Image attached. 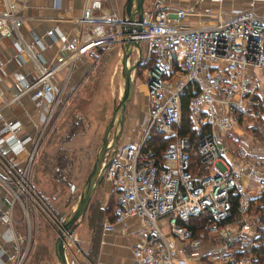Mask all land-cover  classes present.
<instances>
[{"label":"built area","instance_id":"1","mask_svg":"<svg viewBox=\"0 0 264 264\" xmlns=\"http://www.w3.org/2000/svg\"><path fill=\"white\" fill-rule=\"evenodd\" d=\"M89 1H83L78 20L105 22L108 29L89 41L69 42L77 53L113 41L104 37L118 30L120 15L111 11L95 16ZM193 10L155 0L142 19L135 21L141 29L131 37L140 40V58L147 61L141 71L148 107L139 123L138 140L117 144L103 157V177L114 203L101 227L136 233L129 264H261L253 251L260 216L252 208L255 195L250 182L263 184L264 148L253 151L242 142L232 146L226 134L247 114L242 112L245 108L264 100V14L254 7L218 9L211 20L189 24L185 18ZM20 23L14 0H0V35L13 37L18 56L31 63L35 74L12 97L31 90V96L46 108L27 149L19 134L21 122L5 119L0 112V182L10 191L11 202L19 201L25 209L22 196L26 201L32 193L31 163L61 100L64 82L55 86L52 78L64 56L45 65L39 52L24 40ZM72 60H67V70ZM187 86L192 91L189 115L197 128L206 126L195 140L178 129L181 93ZM257 115L264 117V105ZM153 130L167 137L155 153L146 146ZM23 151V163L17 165ZM11 206L0 212L6 223ZM195 216L201 223L190 220ZM27 247L24 243L9 252V264H24Z\"/></svg>","mask_w":264,"mask_h":264},{"label":"crops","instance_id":"2","mask_svg":"<svg viewBox=\"0 0 264 264\" xmlns=\"http://www.w3.org/2000/svg\"><path fill=\"white\" fill-rule=\"evenodd\" d=\"M83 1L14 0V4L16 13L21 18L20 32L24 40L31 43L32 48L39 52L43 63L50 65L56 61L58 56H64V63L52 78L55 86H61L64 82L61 100L56 105L54 112H75L76 114H73L75 117L84 119L83 112H107L108 110L107 107L106 110L103 107L102 93H89L88 87L92 86V73L96 70V66L102 62L105 44L109 42L95 45L88 51L80 53L69 48V42H86L91 37L108 29V24L105 22H80L78 20ZM123 1L90 0L89 2L91 12L95 16L101 17L111 11L120 15ZM154 1H143L146 11L153 7ZM160 2L171 8L177 6L193 7V12L188 13L185 18V21L189 24L209 21L216 10H227L225 8L231 7L232 9L254 7L255 11L258 12V9H260L258 13L264 14V4L258 0H160ZM49 28H52L51 33L47 32ZM70 57L73 58L72 65L67 70V60ZM34 75L31 63L18 56L13 37L0 35V112L5 119H17L21 122L19 134L23 138L26 149L30 147L34 136L39 131L46 108L43 103L36 102V99L31 96V90L21 92L17 97L12 96L23 86L25 81L31 80ZM44 99L47 100V97L45 96ZM60 116L57 114L55 120ZM94 117L96 118V115ZM139 117L137 105L130 110H125L121 132L122 138L120 142L118 140V144L132 142V136L141 122ZM96 121L101 124V120L96 119ZM80 122L83 123L81 126H79V122L77 123L80 132L76 130L69 138L64 139L65 141H61V139L58 141V143H61L62 148L77 149V143H72L74 139H80L84 136L87 137L85 141L88 142L94 129L97 131V125H93L91 119L87 118L85 121L80 120ZM44 131L40 137L38 147L42 142V136L44 137ZM47 138L48 135L43 139V145L50 150L56 142L49 141ZM226 140L230 144L228 137ZM257 150L259 149L255 148L253 151ZM24 154L23 151L18 157L17 165L23 163ZM35 158L31 163L29 173L30 188L33 193L32 175H34L33 171L36 168ZM46 160H50V157L45 158L47 165ZM36 169L39 170V168ZM41 172L47 174L46 168L44 167ZM102 180L104 181L102 195L98 200V204L94 207L95 214L90 218V220L99 218L100 223L93 225L89 220L87 222L88 230L85 233L87 235H85L81 229L82 227H80L82 219L74 229V239L71 241L75 242L74 245L88 260L89 264H129L133 260L131 247L136 241L137 235L135 232L124 234L116 230H102V220L111 214L114 203L108 181L104 177ZM261 188L262 185L259 182H250L252 194L256 195ZM27 196L28 200L29 196L33 195L30 193ZM11 200L10 191L0 182V212L6 211L12 203L10 221L6 223L0 219V264H9L7 254L14 248L23 247L24 243H27L28 246L24 264H58L54 253V240L56 237L55 224L63 217L61 213L56 218L53 212L49 213L46 210L47 216H45L39 212L37 206H33L30 211L25 210L24 215L22 207L19 208L16 204L18 201L11 202ZM47 217H49V220ZM127 221L131 224L133 219L129 218ZM81 233L83 235L82 239L80 238ZM25 235L26 238L23 239ZM67 254L68 252H66ZM190 264H211V262L190 261Z\"/></svg>","mask_w":264,"mask_h":264},{"label":"rangeland","instance_id":"3","mask_svg":"<svg viewBox=\"0 0 264 264\" xmlns=\"http://www.w3.org/2000/svg\"><path fill=\"white\" fill-rule=\"evenodd\" d=\"M225 9L232 10V7ZM258 12H260V9H258ZM143 50L144 45L142 46V53ZM120 53L121 48L119 47L118 39L106 43L102 54V62L96 66V70L92 73V86L88 87V92L97 94L102 93V97H100L102 98L103 107H105V110L107 107L108 110L107 112H83L85 120L87 118L91 119L93 125H97V131L94 129V132L91 133V139L88 142L85 141L87 137L84 136L80 137V139H74L72 143H77V149H65L61 147V143H58L60 139L61 141H65L69 138L72 134V132H70L72 126L80 132L77 123L79 122V126H81L83 123L80 122V120H85L81 117H75V115H73L76 114L75 112H55L50 119L45 128L44 137L42 136V142L38 147L35 158L34 164L39 170L34 167L35 171H33L34 175H32V187H34V193L32 192L33 196H29L28 200L26 198V201L25 198L22 197L25 209L19 201L16 203L19 208L22 207L21 209L23 210L24 215L25 210L28 209V211H30L31 207L37 206L41 214L47 216V210L49 213L53 212L57 218L59 213L64 216L69 212L72 206L75 205L78 193L91 168L95 153L98 149L104 124L111 115L112 107L117 101L122 89V76L120 73L119 61ZM133 60H135L134 53L131 54L129 62H132ZM143 66L144 63L141 61L132 72V96L125 109L130 110L137 105L140 114L139 120L143 119V115L147 112L148 107V99L143 84L144 77H141V69ZM260 88H262V85H260ZM263 105L264 100L262 98L255 104L251 105V107H247L242 111H245L247 114L241 117L235 128L226 134L230 140V145L233 146L241 141L242 143H245V145H248L252 150L257 147L260 149L264 148V117L261 118L257 115V109H262ZM57 114L61 116L55 120ZM94 115H96V118ZM96 119L101 120V124L98 123ZM136 129L137 130L134 132L135 134L132 136L133 142L138 140V133L140 132L139 126ZM47 135V140L56 142L50 150L46 149L47 147L45 148L43 145V139ZM121 138L122 134L118 138L119 142L121 141ZM47 156L50 157V160H46L48 162L46 165L45 158ZM44 167L46 168L47 174L41 172ZM103 182L104 181L101 180L93 190L88 202V208L86 209L84 218H82L83 220L80 223V227H82L81 229L84 234L88 230L87 222H89L90 218L95 214L94 207L98 204V200H100V196L102 195L101 191L103 190ZM47 218L49 220V217ZM190 220L197 224L201 223V219L197 216L191 217ZM57 227L58 225L56 223V235ZM82 237L83 235L81 233L80 238L82 239ZM74 244L75 242L69 240L65 248V252H68L67 257L69 263L89 264L88 260L81 254ZM212 263L213 262H211V264Z\"/></svg>","mask_w":264,"mask_h":264},{"label":"water","instance_id":"4","mask_svg":"<svg viewBox=\"0 0 264 264\" xmlns=\"http://www.w3.org/2000/svg\"><path fill=\"white\" fill-rule=\"evenodd\" d=\"M144 0H124L122 12L116 31L122 37L117 38L120 53V73L122 76V89L117 101L114 103L111 115L104 124L98 149L95 153L91 168L86 175L82 187L78 193L75 205L57 222V235L54 240V253L58 264H70L65 248L69 240H73V231L85 215L89 199L95 187L103 178L102 160L105 152H112L118 144V138L123 129L125 108L132 96V72L140 64V40L131 37L134 31H140V21L146 11ZM148 11V10H147ZM135 54V60L129 62L131 54Z\"/></svg>","mask_w":264,"mask_h":264},{"label":"trees","instance_id":"5","mask_svg":"<svg viewBox=\"0 0 264 264\" xmlns=\"http://www.w3.org/2000/svg\"><path fill=\"white\" fill-rule=\"evenodd\" d=\"M141 61L144 63V66L147 65V61H144V60H141ZM141 77H143L142 71H141ZM191 94H192V91L189 86H187L181 93V119H180L178 129L181 134H185L192 140H195L198 134L202 130H204L206 126H203L200 129L197 128L194 121L191 119L189 115L188 100ZM74 130L76 131L77 129H75L72 126L70 132L73 133ZM166 138L167 137L162 136L158 130H153L146 146H149L154 153L158 152L159 149L163 146ZM262 183H263L262 188L252 198L251 202H252V208L255 209V211H257L260 216V221L258 222L256 226L257 244L253 247V251L256 254L257 261L261 264H264V180ZM90 223H92L93 225H97L98 223H100V220L99 218L95 220H90ZM183 223H185V225L191 226L192 228L196 229V226L190 223L188 224L185 221H183Z\"/></svg>","mask_w":264,"mask_h":264},{"label":"bare ground","instance_id":"6","mask_svg":"<svg viewBox=\"0 0 264 264\" xmlns=\"http://www.w3.org/2000/svg\"><path fill=\"white\" fill-rule=\"evenodd\" d=\"M98 36H101L100 33H98ZM105 36H106V37H104V39H108V40H115V39H117V38L122 37V35H120V34L117 33V32L109 33V34H106ZM89 40H90V39H89ZM89 40H87V41H89ZM97 40H99V39H97ZM100 40H101V39H100ZM120 78H121V77H120Z\"/></svg>","mask_w":264,"mask_h":264}]
</instances>
